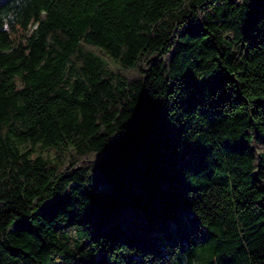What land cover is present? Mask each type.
<instances>
[{
    "label": "trees",
    "instance_id": "trees-1",
    "mask_svg": "<svg viewBox=\"0 0 264 264\" xmlns=\"http://www.w3.org/2000/svg\"><path fill=\"white\" fill-rule=\"evenodd\" d=\"M0 264H264V0H0Z\"/></svg>",
    "mask_w": 264,
    "mask_h": 264
},
{
    "label": "rangeland",
    "instance_id": "rangeland-1",
    "mask_svg": "<svg viewBox=\"0 0 264 264\" xmlns=\"http://www.w3.org/2000/svg\"><path fill=\"white\" fill-rule=\"evenodd\" d=\"M37 150L39 153H41L43 156H53L54 153L50 149H44L41 147H37Z\"/></svg>",
    "mask_w": 264,
    "mask_h": 264
}]
</instances>
